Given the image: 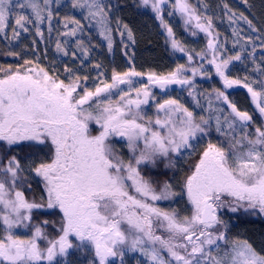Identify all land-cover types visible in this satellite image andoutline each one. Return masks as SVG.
I'll return each mask as SVG.
<instances>
[{"label": "snow or ice", "instance_id": "6c2138e0", "mask_svg": "<svg viewBox=\"0 0 264 264\" xmlns=\"http://www.w3.org/2000/svg\"><path fill=\"white\" fill-rule=\"evenodd\" d=\"M51 2L43 0L42 6L39 0L15 4L0 0V32L13 8H19L22 11L16 15L13 39L20 36L17 28L27 32L26 25L32 23L36 35L43 37L40 25L45 19L51 33ZM169 3V16L178 13L186 30L191 26L205 34V50H187L176 38L163 15V6ZM141 4L155 13L172 49L185 53L187 64H177L166 74H145L136 70L129 57L128 70L114 68L108 82L100 79L105 73L97 63L93 66L98 71L94 90L83 86L88 76H73L68 67V83L39 65L23 71L0 70V264H61L58 258L67 257L72 249L90 253L88 264H116L117 260L125 264L128 252H138L146 264H264V252L246 239L231 238L222 218L225 211L264 217V66L253 68L259 80L232 78L229 65L243 62L245 46L226 55L212 16L199 11L190 0H141ZM71 7L85 11L83 19L89 27L97 28L112 52V6L105 0H71ZM25 9H30L32 16L23 14ZM228 20L233 24L242 20L252 32L258 31L243 13H232ZM63 21L65 31L58 35L65 39L57 40V52L68 56V38H76L72 56L79 51L87 59L91 49L79 38L85 25L74 16H65ZM115 23L121 37L135 43L131 28L118 18ZM233 35L236 47L240 39L236 28ZM247 39L253 43L251 36ZM255 50L253 43L249 55ZM124 54L127 56V51ZM196 58L207 60L223 86V90L213 89L217 104L211 94L207 97V117H197L179 98L161 102L152 91L159 88L167 93L171 85H179L202 107L194 78L210 73L203 63L195 65ZM145 75L147 83L135 79ZM240 84L261 117L259 124L226 94ZM150 101L154 102L155 118L145 111ZM213 121L227 147L209 141L183 177L179 191L171 181L161 183L144 174L148 165L155 166L162 157L171 163V153L194 151L193 142L209 134ZM25 143L34 151L22 162L11 149ZM33 177L43 185L39 202L25 195V186L31 190L28 181ZM177 196H186L190 215L157 206V202ZM35 209L58 210L55 238L45 229L49 220L33 223ZM18 228L29 229L31 235L22 238L14 232ZM41 241L46 246L41 247Z\"/></svg>", "mask_w": 264, "mask_h": 264}, {"label": "rangeland", "instance_id": "374dc122", "mask_svg": "<svg viewBox=\"0 0 264 264\" xmlns=\"http://www.w3.org/2000/svg\"><path fill=\"white\" fill-rule=\"evenodd\" d=\"M232 0H197L196 5L199 6L201 12L206 15L212 16L213 23L215 26H218L222 31H225L226 41L224 51L226 55H234L237 51H240V46H245V51L242 52V61H233L232 64L229 65L230 75L232 78H239L243 81L245 76L249 77V81L251 82L253 79L259 80V76L257 73L253 72V68L260 64L264 66V60L261 58L264 57V28L261 27L256 21H252L253 25L258 29L257 32H252L244 21H239L236 24L231 23L228 20V16L234 12L237 15L245 12L243 5L238 3L234 5L231 4ZM18 2V0H13V4ZM19 2H24V0H19ZM41 5L43 6V0H39ZM105 3L110 4L112 6L110 17L112 19L113 28V50L109 52L107 49L106 41L99 35L96 27L88 26V21L83 19L85 11L82 9H73L71 7V0H52L50 7L53 9L54 18L51 21L52 31L51 33L48 31L49 22L45 19L44 23L40 25V29L43 32V37L36 35V27L35 23L27 24L28 31L24 32L17 28V31H20V36L17 39H13V28L16 27L15 19L17 13H20L22 10L19 8H13V10L9 14V19L6 21V27L3 32H0V42L5 44L17 56L21 57L23 62L26 60L32 61L31 65H25L24 67H39L44 68L46 71H49L51 75L58 76L60 79H63L65 83H68L69 73L65 72V67L73 69V76L79 75L81 77L88 76L89 79L87 81H83V86H86L90 89L94 90L95 84L97 83L98 71L94 69V65L99 63L102 65L99 71L105 73L104 76L100 77V79H106L110 82L111 72L115 68L118 71H127L130 67L129 57H131V63L134 64L137 71L143 72L145 74L150 71H155L157 73H164L174 70L177 66L174 62L164 61L162 64H149L143 63L141 61L139 53L136 52L135 47L137 46L136 42L132 43L128 41L126 36L121 37L119 31L116 30V19L118 18L123 23H127L125 19L117 13L118 11L113 7L111 0H105ZM225 5L228 6V9H231V12H228L225 9ZM206 6V7H205ZM242 10V11H241ZM23 14L32 16L30 9L23 10ZM164 14V13H163ZM65 16H74L76 19L80 20L83 25H85L84 32L79 34V38L83 39L85 44L90 47L91 51L87 59H85L79 51L76 53V57L72 56V51L76 50L75 39L76 38H68L69 44L66 47L69 50V55L64 56L62 53L57 52L56 43L59 39L61 42L65 39L58 35L59 32L65 31L63 28V18ZM34 20V17H32ZM150 16H146L145 19H149ZM165 20L167 22L175 21L174 27H178V22L176 18L172 15L168 14L165 16ZM129 26V25H128ZM130 27V26H129ZM131 28V27H130ZM236 28L240 33L239 44L236 47H233L234 42L237 40V37L233 35V29ZM133 31V29H131ZM135 35V32L133 31ZM251 36L253 43L255 45V53H252L253 43H248V37ZM123 40V43L121 42ZM135 40V39H134ZM125 45H127V49H125ZM127 51L128 55L126 56L124 53ZM255 61V63L253 62ZM209 73L212 75L215 74V70L212 66L209 67ZM137 80H141L143 83H147V76L135 78ZM219 79H216V82L207 83V82H195L196 89L195 91L198 93L197 99L200 100V104L202 107H197L193 98L188 95V91L186 88H181L179 85H171L167 90V93L160 90L159 88H153L152 91L156 94L157 99L161 102L164 99L171 98H179L185 106L189 107L190 110L194 111L197 117L200 115L208 116V112L205 111L207 108V97L209 94L212 95L213 103L217 104L218 102L214 99L213 89L220 86L218 84ZM139 86V85H137ZM121 87H124L123 85ZM226 94L229 95V99L233 101L240 110H246L251 115L254 112L252 109V101L250 94L247 92V89L243 87V84L234 85L233 88L226 91ZM114 99H118V97H114ZM151 106H144L145 111L149 116L155 118V107L154 102L150 101ZM253 110V111H252ZM258 112V111H257ZM92 127H96L92 125ZM221 144L223 143L225 147H227V143L225 142V138L220 136L215 131V123L213 121V127L210 130L207 136H204L202 139H198V141H194L193 143L196 145L195 150H186L182 151L179 155L176 153H171V163L168 158H160L157 160L155 166L148 165L145 168L144 174L147 176L153 175L155 171L160 167L162 171L172 170L173 174L171 175V181L175 186L176 190L179 191V187L182 184L183 177L185 176L187 170L186 167L189 161L198 159L199 155L203 151L204 148L207 147L208 142ZM17 150L18 152L25 150L28 152V145L22 144L19 147H13L11 150ZM30 152V151H29ZM40 156H43V152L40 153ZM22 162H26L22 160ZM159 165V166H158ZM144 167V166H142ZM28 183H33L34 190L36 195L33 197L32 192L26 189V196L29 200L40 201L43 193V185L39 181V178H31ZM38 199V200H37ZM157 206L164 210H172L176 209L183 215H190V205L187 203V198L177 196L171 200L159 201L157 202ZM55 211V210H53ZM53 211L49 209H35L34 213H42L52 224V215ZM49 216V217H48ZM249 216V215H248ZM51 217V218H50ZM222 218L228 223L229 226V235L231 238H240L246 239L249 243L256 248L257 251L264 252V226L259 229L261 235L257 237V235L248 229L247 224L243 221L242 218H239L237 213L233 214L230 212H224ZM35 219V218H34ZM261 220H264V217H261ZM60 223V220L58 221ZM264 223V221H263ZM51 231V226H48ZM55 227V226H54ZM56 229V227H55ZM59 231V227L57 228V232ZM14 232L21 236L22 238H26L31 235V231L25 228L14 229ZM49 233L50 238H55L54 234ZM2 234V232H0ZM157 234H161L159 231ZM41 247L46 246V242L41 241ZM76 252V254H75ZM77 253H81L77 254ZM83 252L72 249L69 250V254L67 257L58 258L61 260V264H88V261L91 259L90 253ZM216 254L215 252L213 253ZM137 261H141V264H146L145 258L141 257L138 252H128L125 256V264H137ZM116 264H119V261H116Z\"/></svg>", "mask_w": 264, "mask_h": 264}, {"label": "trees", "instance_id": "16d2710c", "mask_svg": "<svg viewBox=\"0 0 264 264\" xmlns=\"http://www.w3.org/2000/svg\"><path fill=\"white\" fill-rule=\"evenodd\" d=\"M111 1L113 7L118 11L117 13L122 17V19H125V21H127L128 25L135 32L134 39L137 44L135 49L136 52L139 53L141 61L143 63L162 64L164 63V61L174 62L175 64L188 63L187 56L185 53H181L172 49L171 43L167 38L165 30L160 27V22L156 19L155 13L152 12L150 7L142 6L141 0H111ZM172 2H174V0H172ZM196 2L197 0H190V3L193 6H195L199 11H201L199 6L196 5ZM238 3L239 4L241 3L243 5L245 12L242 10L241 11L245 16L248 17L249 20L256 21L261 27L264 28V0H247V3H245V0L231 1L233 7ZM163 7H164L163 15L165 18L168 12L172 11L171 3L166 4ZM233 13L236 12L233 11ZM148 15L150 16V18L145 19L146 16ZM173 16L176 18V21L178 22V27L173 26L175 24V21H171L168 23L173 28L176 38L181 41V43L185 46V48L187 50H194L195 52H201L202 50H205L207 47V37L205 36V34L199 32V30L191 26H189L186 30L180 15L178 13H174ZM214 29L216 32L220 34L219 35L220 42L224 43L226 41L225 31H222L218 26L215 25H214ZM193 31H195L197 34L192 35ZM9 53H14V51L11 50L2 42H0V70L8 69L9 67H11L12 71L17 70L18 68L21 69V71H23L24 62L22 58L17 55H10ZM210 58L211 55L209 54L208 59ZM194 63L197 66L203 63L207 71L209 70L210 65H208L207 60L201 61L199 58H196ZM49 74L51 75L50 72ZM188 74L191 75L190 73ZM2 75H3V71H0V77H2ZM216 79H219V77L215 76V74L212 75V73H210L208 77L197 75L194 78V81L197 83L202 81L207 83H212V82H216ZM218 84H220V86H218L217 88H221L223 90L222 82L220 80L218 81ZM228 91L229 89L227 90V92ZM252 109H254L252 116L256 121V123L259 124L261 122V117L259 113L255 110L254 105ZM11 151L17 154L22 160H24L26 156L31 155L33 153V150L31 149H29L28 152H26L25 150L18 152L16 149ZM196 160L198 159L189 161L186 167L187 170L186 174L189 172L190 167ZM172 174H173L172 170L162 171L161 168L159 167L158 170L155 171L153 175L151 174V177L156 181L162 183L164 181H168L169 179H171ZM30 184L32 185L30 193L32 192V196L34 197L35 196L33 190L34 184L33 183ZM26 189L27 187L25 186V195L27 196L28 193H26ZM237 215L239 218L243 219V221L247 224L246 226L250 231H252V233L254 232L257 235V237L261 235L259 229L262 226H264L263 223L264 220L263 221L261 220V216L246 214L243 212L237 213ZM33 216L35 218L33 220L34 224L41 223L43 220H46L44 219L46 217L42 213H34ZM52 220L53 222H55V224L49 223L47 226H45V229L47 232H51L56 237L58 234L57 228L59 227L58 221L60 220V214L58 210L53 211ZM48 226H51L50 227L51 231ZM54 226L56 227V229ZM77 254L81 255V253H77Z\"/></svg>", "mask_w": 264, "mask_h": 264}, {"label": "flooded vegetation", "instance_id": "af4514ba", "mask_svg": "<svg viewBox=\"0 0 264 264\" xmlns=\"http://www.w3.org/2000/svg\"><path fill=\"white\" fill-rule=\"evenodd\" d=\"M33 190H34V188H33ZM34 194L36 195V192H35V190H34ZM50 211H51V209H49ZM53 211V210H52Z\"/></svg>", "mask_w": 264, "mask_h": 264}]
</instances>
